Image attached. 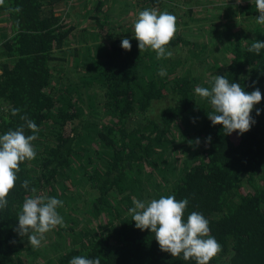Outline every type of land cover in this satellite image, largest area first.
Wrapping results in <instances>:
<instances>
[{
	"label": "trees",
	"instance_id": "obj_1",
	"mask_svg": "<svg viewBox=\"0 0 264 264\" xmlns=\"http://www.w3.org/2000/svg\"><path fill=\"white\" fill-rule=\"evenodd\" d=\"M65 2L0 5V135L24 124L22 116L39 129L36 157L20 163L0 210V264H69L76 256L99 257L101 264H195L162 252L154 234L137 229L128 213L133 197L168 195L188 199L185 220L193 211L208 220L221 245L209 264H264V49L248 51L264 41V25L256 22L254 0L236 5L238 31L214 14L205 22L189 19L192 26L179 21L187 28L167 45L173 55L159 60L151 49L139 51L131 27L116 31L107 12L100 21L101 0L84 12L98 28L89 40L106 26L109 42L66 48L75 26L57 11ZM140 2L165 6L164 0ZM201 2L181 0L176 8L190 17ZM124 38L130 51L121 47ZM65 65L74 78L66 77ZM161 68L165 76L158 75ZM215 75L261 91L251 113L256 122L243 135L213 126L207 98L194 91L210 88ZM13 109L20 111L12 115ZM33 195L63 201L57 208L63 226L46 233L39 248L15 231L23 202Z\"/></svg>",
	"mask_w": 264,
	"mask_h": 264
},
{
	"label": "clouds",
	"instance_id": "obj_2",
	"mask_svg": "<svg viewBox=\"0 0 264 264\" xmlns=\"http://www.w3.org/2000/svg\"><path fill=\"white\" fill-rule=\"evenodd\" d=\"M259 16L258 24L264 25V0H254ZM4 0H0L3 5ZM240 3V0H237ZM17 7L14 11L19 12ZM134 38L138 42L140 52L151 49L156 58H170L173 53L167 50V45L176 33V17L168 12H158L156 9L140 11L133 23ZM121 47L131 50L130 40L122 39ZM264 49V41H255L248 48L249 52L259 54ZM166 70L161 68L158 75L165 76ZM195 93L201 98H207L212 111L208 118L212 125H222L223 133L230 135L237 132L243 135L256 122L251 115L254 106L262 100L259 88L247 92L241 84L230 82L226 76L215 75L211 87L197 86ZM19 109H13L12 115H17ZM256 109V115H260ZM24 124L15 130H9L0 135V210L7 207V196L15 187L17 173L21 162L33 160L36 152L32 142L38 137L39 129L34 121L26 116L21 117ZM25 128L32 131V135H25ZM211 142V137L206 138ZM191 143V142H190ZM198 145L200 140L197 138ZM29 181L25 180L22 187L28 189ZM36 193V189H31ZM134 207L128 209L135 227L141 231L150 230L162 252L172 257H182L185 261L194 260L195 264H209L210 260L221 251V245L210 235L208 220L199 212H191L184 219L188 199L177 200L174 195L161 196L151 201H141L133 197ZM63 201L55 197L33 195L26 198L22 210L18 213V226L15 231L27 236L28 244L39 248L45 234L57 226H63V218L57 208ZM31 230V232H30ZM69 264H101L100 258L73 257Z\"/></svg>",
	"mask_w": 264,
	"mask_h": 264
},
{
	"label": "rangeland",
	"instance_id": "obj_3",
	"mask_svg": "<svg viewBox=\"0 0 264 264\" xmlns=\"http://www.w3.org/2000/svg\"><path fill=\"white\" fill-rule=\"evenodd\" d=\"M83 1L84 0H67V2H65L66 3L65 6H63L64 4H60L57 7L58 13L61 14L63 12L64 14L62 15L66 17L67 22L75 26L74 43H71L70 45L66 46V48H72L75 46L79 47L80 44L83 45L84 41H88L90 44H94V43H107L110 40L109 36L111 35L109 36L107 35L108 27L106 26H103V29L100 30L99 37L97 39L89 40L90 32L93 33L97 32L98 28H96L93 21H91L90 18H88L84 12L91 6V3L93 4L95 0H88V4H86L84 7H83L84 4L82 5ZM101 1H102V6L100 7L101 12L97 15L100 21H103L104 14L107 12V14L110 15L112 22L110 25H113L116 31L118 30V28H120L119 27L120 25H124L127 28L131 27L133 29V23L137 19L139 12L143 11L144 9H149L146 6H141L142 5V3L140 2L141 0H101ZM200 1H202L201 4L199 3L200 6L194 4L191 7L192 13L190 17L189 15L184 14L183 11L178 10V8L180 7L179 5L181 0H164L163 5L165 6L163 8H159L158 10L157 9L156 10L158 12L166 11L170 14H173L176 17L175 34L181 33L183 29L187 28L186 25L180 24L179 21L187 22L188 25L190 24L192 26L194 24H191L189 19L192 18L199 19L205 17V19L206 18L208 19V20L204 19L203 21L205 22V21H209L211 14H214L215 15L214 19L215 21H217V23L228 22L229 24L231 23L236 24L237 22L233 20H235L236 18H240L239 15L240 12L238 13L237 12L238 10L236 8V5L240 3H237V0H199V2ZM242 1H246V0H240V2ZM182 7L185 9L184 6ZM121 10L123 11L127 10V12L122 13L123 12L122 11L120 13ZM92 13L93 12H91V14ZM227 19H229L230 21ZM233 29L234 30L237 29L238 31L242 28L240 26H237L236 24V26H234ZM70 59H71V55L68 57V62H67L68 66L72 65L73 60L69 61ZM65 66L67 68L66 72H68L66 74V77L74 78L72 71L68 70L67 65ZM164 102L166 103L168 102V100L164 99L161 103L158 102L153 103V108L155 109L153 111H156L160 106H162ZM88 195L89 193H85V198H87ZM42 247H44V245H42Z\"/></svg>",
	"mask_w": 264,
	"mask_h": 264
}]
</instances>
